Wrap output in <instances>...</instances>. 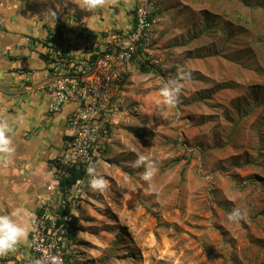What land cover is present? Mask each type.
Segmentation results:
<instances>
[{"label": "rangeland", "instance_id": "rangeland-1", "mask_svg": "<svg viewBox=\"0 0 264 264\" xmlns=\"http://www.w3.org/2000/svg\"><path fill=\"white\" fill-rule=\"evenodd\" d=\"M157 13L146 52L117 66L90 165L108 187L93 192L86 169L69 191L70 264H264V0H158ZM180 69L192 79L168 108L160 89ZM140 155L157 164L149 181ZM233 208L245 219L228 221Z\"/></svg>", "mask_w": 264, "mask_h": 264}, {"label": "crops", "instance_id": "crops-1", "mask_svg": "<svg viewBox=\"0 0 264 264\" xmlns=\"http://www.w3.org/2000/svg\"><path fill=\"white\" fill-rule=\"evenodd\" d=\"M58 10L56 22L49 8ZM64 6L63 0H0V119L10 126L15 152L0 160V214L22 208L30 218L58 190L55 161L67 140L66 119L72 106L48 115L47 85L53 69L49 38L59 36L70 57L88 58L107 49L113 34L127 35L133 26L134 0H117L114 6L88 13ZM61 163V162H60ZM28 237L14 252L0 257V264H25Z\"/></svg>", "mask_w": 264, "mask_h": 264}, {"label": "built area", "instance_id": "built-area-1", "mask_svg": "<svg viewBox=\"0 0 264 264\" xmlns=\"http://www.w3.org/2000/svg\"><path fill=\"white\" fill-rule=\"evenodd\" d=\"M134 2L131 32L121 37L113 34L110 46L103 53L74 59L63 41L53 36L49 38L48 58L53 70L47 85L49 102L46 112L56 115L64 107L72 106L66 119L67 140L60 156V162L65 166L86 170L102 158L107 128L113 124L117 112V105L112 102V88L118 78L117 66L130 62L139 48L145 51L158 14V0ZM70 208V201L59 191L54 200L45 201L37 208L30 218L25 264H33L46 253L60 256L63 264H70L72 240L69 235L74 234Z\"/></svg>", "mask_w": 264, "mask_h": 264}, {"label": "clouds", "instance_id": "clouds-1", "mask_svg": "<svg viewBox=\"0 0 264 264\" xmlns=\"http://www.w3.org/2000/svg\"><path fill=\"white\" fill-rule=\"evenodd\" d=\"M69 3L75 5V7L71 9L73 14L77 10L91 13L99 8L116 5L117 0H63L64 6H68ZM61 11L62 9L58 10V7L55 5V9L49 8L46 12L49 14V19L56 22ZM55 37L59 41H63L59 36ZM150 37L151 33L149 34V41ZM105 51L98 53H103ZM144 52H146V48ZM141 54H143L142 48ZM134 57H137V52ZM191 79L192 72L190 70L180 69L175 79L165 82L161 87L160 97L162 98V104L168 108L175 109L181 102V91L184 84L190 82ZM9 131L10 126L8 121L6 119H0V160L6 161V159L10 158L15 152L12 138L8 135ZM132 166L134 168H144V172L142 173V179L144 181L151 180L157 172L156 162L150 160L144 155L138 156ZM87 172L91 177L89 180L90 189L93 192L103 193L108 187V181L104 176L100 175L94 167L90 166L87 169ZM23 213L24 210L17 207L8 213L0 214V257L6 256L10 252H14L17 249V246L27 239L31 224L25 219ZM244 219L245 213L240 208H233L227 216V220L232 223H239ZM33 264H63V260L60 256L46 253L40 259L34 260Z\"/></svg>", "mask_w": 264, "mask_h": 264}, {"label": "trees", "instance_id": "trees-1", "mask_svg": "<svg viewBox=\"0 0 264 264\" xmlns=\"http://www.w3.org/2000/svg\"><path fill=\"white\" fill-rule=\"evenodd\" d=\"M141 54V48L138 49L137 51V57H139ZM134 56L131 58V61H133ZM140 71L142 73L145 74H149V73H155L158 75L159 72L157 71V69L153 68V66L149 63V62H142L140 65ZM56 167L57 172L60 174H58V190L59 192H61L62 196L64 198H67L69 195V191L76 186L79 182H81L82 180H84L85 178V170L82 167H75V166H65L63 164H61L58 161H55L53 163ZM75 222V218H72L71 221V227L73 229V224ZM70 239L73 240L75 238L74 234L71 233L69 235Z\"/></svg>", "mask_w": 264, "mask_h": 264}]
</instances>
